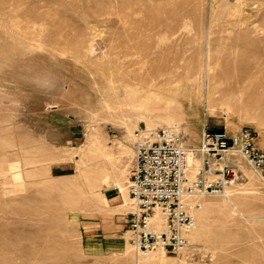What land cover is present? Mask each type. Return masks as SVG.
I'll return each mask as SVG.
<instances>
[{"label": "rangeland", "instance_id": "rangeland-1", "mask_svg": "<svg viewBox=\"0 0 264 264\" xmlns=\"http://www.w3.org/2000/svg\"><path fill=\"white\" fill-rule=\"evenodd\" d=\"M242 128L264 154V0H0V264H264L237 152L185 249L129 242L134 133Z\"/></svg>", "mask_w": 264, "mask_h": 264}, {"label": "built area", "instance_id": "built-area-1", "mask_svg": "<svg viewBox=\"0 0 264 264\" xmlns=\"http://www.w3.org/2000/svg\"><path fill=\"white\" fill-rule=\"evenodd\" d=\"M133 138L128 233L130 245L142 255L177 253L188 246L203 199L224 194L236 177L224 164L229 153H239L264 183V154L248 128L233 135L203 131L197 149L171 129L140 130Z\"/></svg>", "mask_w": 264, "mask_h": 264}, {"label": "bare ground", "instance_id": "bare-ground-1", "mask_svg": "<svg viewBox=\"0 0 264 264\" xmlns=\"http://www.w3.org/2000/svg\"><path fill=\"white\" fill-rule=\"evenodd\" d=\"M142 80H143L144 82H146L143 78H142Z\"/></svg>", "mask_w": 264, "mask_h": 264}]
</instances>
